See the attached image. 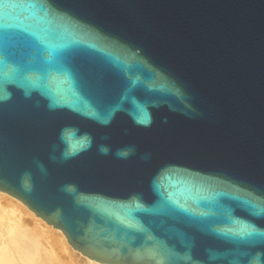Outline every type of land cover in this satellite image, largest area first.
Instances as JSON below:
<instances>
[{
  "label": "water",
  "instance_id": "1",
  "mask_svg": "<svg viewBox=\"0 0 264 264\" xmlns=\"http://www.w3.org/2000/svg\"><path fill=\"white\" fill-rule=\"evenodd\" d=\"M0 190L103 263L264 264V0H0Z\"/></svg>",
  "mask_w": 264,
  "mask_h": 264
},
{
  "label": "rangeland",
  "instance_id": "2",
  "mask_svg": "<svg viewBox=\"0 0 264 264\" xmlns=\"http://www.w3.org/2000/svg\"><path fill=\"white\" fill-rule=\"evenodd\" d=\"M1 211L5 213L3 214L1 213ZM0 213H1L0 219L2 218L1 221H5L4 225H3V222L0 221L1 222L0 228H2V230H0V237L2 236V233L4 232V227L6 226V223H13L12 221H13V218L15 217L14 223L16 222V224L18 223L19 224L14 226L15 227L14 230L15 231L20 230L23 236L26 235L23 238L24 239L27 238L26 240L27 241L29 240L28 242L33 244V247L35 248L34 252H35V255L37 256V258L35 257V259H37L39 264H41L42 262L43 264H47V263L48 264H86V261L84 260V258L88 256L71 245L66 235L64 234L63 230L61 229L58 230L59 229L58 227L54 226L53 224L47 222L41 216L37 215L35 211H33L30 207H28L27 204H25L18 197L6 191H2V190H0ZM6 213L9 216L10 220L6 219L8 217V216H5ZM14 214H16V216ZM23 226L27 227L28 229H24ZM31 230L33 232L39 231V233L41 234L43 232L45 233L44 236L47 234L45 236L46 238L44 236L42 238L41 234L37 237V234H36L37 232L35 234L34 233L31 234L30 232ZM26 231L27 232L29 231L28 233L30 234L28 233L27 234L30 236V238L28 237L27 234H25ZM36 239H39L40 241L38 242L36 241ZM53 244L55 247L53 246ZM39 246H41L40 248L43 249L44 252L43 251L39 252L40 251ZM46 246L48 248H46ZM70 250H73V252H71ZM37 252L39 254H37ZM42 252L45 253V255L44 254L42 255ZM78 253H80V255H78ZM77 261H79V263Z\"/></svg>",
  "mask_w": 264,
  "mask_h": 264
},
{
  "label": "bare ground",
  "instance_id": "3",
  "mask_svg": "<svg viewBox=\"0 0 264 264\" xmlns=\"http://www.w3.org/2000/svg\"><path fill=\"white\" fill-rule=\"evenodd\" d=\"M28 206V205H27ZM29 207V206H28ZM16 212V211H15ZM1 213H5V212H2ZM0 213V214H1ZM9 214V213H8ZM16 216V214H14ZM12 215V216H14ZM5 216H8L7 213ZM6 218V217H5ZM15 218V217H14ZM14 218H13V223H6V226L4 227V232L2 233V236L0 237V264H39V262L37 261V259H35V257L37 258V256L35 255V248L33 247V244H31L30 242H28L26 239H24L23 237H25L26 235H22V233L19 231H15V227L16 225V222L14 223ZM2 219V218H1ZM0 219V221H1ZM4 219V218H3ZM8 220H10L9 216L6 218ZM5 219V220H6ZM19 220V219H18ZM3 222V225H4V222L5 221H1ZM0 222V223H1ZM8 222V221H7ZM11 222V221H10ZM22 222V221H20ZM15 224V225H14ZM23 224V223H22ZM22 226V225H21ZM14 227V228H12ZM18 227V226H17ZM16 227V228H17ZM24 229H28L27 227H24ZM0 230H2V228H0ZM60 230V228L58 229ZM29 232V231H28ZM26 231L25 234L28 233ZM31 234H35L36 232H33L32 230L30 231ZM63 232V231H62ZM39 231L36 233L37 234V237L41 234L39 233ZM30 234V233H28ZM27 234V235H28ZM43 234V235H42ZM41 236L43 238L44 234L42 232ZM62 234V233H61ZM65 234V233H64ZM47 235V234H46ZM45 235V236H46ZM44 236V237H45ZM28 237L30 238V236L28 235ZM63 237V235H62ZM46 238V237H45ZM50 240V239H49ZM36 241H40L39 239H36ZM64 241V240H63ZM46 242V241H45ZM52 246V245H51ZM54 246V244H53ZM52 246V247H53ZM67 246V245H66ZM41 246H39L40 248ZM55 247V246H54ZM68 247V246H67ZM34 248V249H33ZM46 248H48L46 246ZM38 250V249H37ZM43 251V249L40 248V251L41 252ZM71 252H73V250H70ZM80 251V250H79ZM44 252V251H43ZM42 252V255L45 253ZM47 252V251H46ZM70 252V253H71ZM75 252V251H74ZM81 253V252H80ZM80 253H78V255H80ZM83 253V252H82ZM37 254H39L37 252ZM41 255V254H40ZM39 256V255H38ZM89 257V256H88ZM86 257L84 258V260L86 261V264H127V263H103V262H100L96 259H93L91 257ZM45 260V259H44ZM41 262V261H40ZM79 263V261H77ZM43 264V262L41 263ZM48 264V263H47Z\"/></svg>",
  "mask_w": 264,
  "mask_h": 264
}]
</instances>
